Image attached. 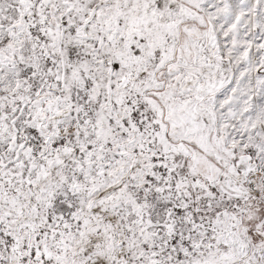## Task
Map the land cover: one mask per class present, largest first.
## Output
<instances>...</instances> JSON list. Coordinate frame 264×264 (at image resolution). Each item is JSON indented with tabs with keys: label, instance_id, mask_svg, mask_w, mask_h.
Here are the masks:
<instances>
[{
	"label": "snow or ice",
	"instance_id": "6c2138e0",
	"mask_svg": "<svg viewBox=\"0 0 264 264\" xmlns=\"http://www.w3.org/2000/svg\"><path fill=\"white\" fill-rule=\"evenodd\" d=\"M0 264H264V0H0Z\"/></svg>",
	"mask_w": 264,
	"mask_h": 264
}]
</instances>
